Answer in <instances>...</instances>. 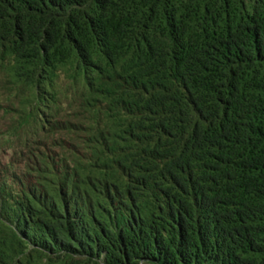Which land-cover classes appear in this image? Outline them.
<instances>
[{"label": "trees", "instance_id": "obj_1", "mask_svg": "<svg viewBox=\"0 0 264 264\" xmlns=\"http://www.w3.org/2000/svg\"><path fill=\"white\" fill-rule=\"evenodd\" d=\"M0 264H264V0H0Z\"/></svg>", "mask_w": 264, "mask_h": 264}]
</instances>
